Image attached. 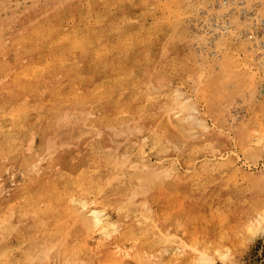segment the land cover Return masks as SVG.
<instances>
[{"label":"rangeland","instance_id":"1","mask_svg":"<svg viewBox=\"0 0 264 264\" xmlns=\"http://www.w3.org/2000/svg\"><path fill=\"white\" fill-rule=\"evenodd\" d=\"M150 1L0 0V124L5 131L0 132V264H137L133 257L139 251L146 262L176 264L163 250L153 254L147 249V237L164 234L192 247L229 249L231 259L225 264H264V226L255 232L248 228L256 213L254 201L264 200V8L258 0L249 5L243 0H170V10L152 14ZM63 11L65 36L60 44L42 52L12 47ZM147 51L152 53L149 58ZM38 67L73 86H134L129 87L132 94L142 89L144 102L137 100L133 106H146L147 121H126L124 109L116 114L106 104L107 119L99 123V116L87 120L72 110L49 114L45 123H38L33 102L27 98L21 105L13 101V91L3 90L23 69ZM176 91L189 99L187 108L174 103ZM130 94L124 103L132 99ZM14 119L21 127L12 124ZM63 152L68 166L77 167V184L96 180L97 171L123 175L113 167L115 162L130 159L138 165L128 194L143 197L129 201L125 213L114 202L96 205L104 209L101 217L108 219L107 228H118L113 239L85 246L80 227L62 214L63 207L48 211L45 205L34 227L13 217L15 190L28 182L35 166L43 167L45 157ZM83 159L87 163L81 165ZM230 159L234 170L216 174ZM168 167L174 173L163 184L147 177L154 169ZM63 168L60 164L56 170ZM187 176H195L192 185ZM119 186H108L106 195ZM86 193L77 194L76 201ZM134 203L138 211H150L151 223L142 227L123 219ZM72 205L79 208V201ZM116 245L128 257L115 256Z\"/></svg>","mask_w":264,"mask_h":264},{"label":"bare ground","instance_id":"2","mask_svg":"<svg viewBox=\"0 0 264 264\" xmlns=\"http://www.w3.org/2000/svg\"><path fill=\"white\" fill-rule=\"evenodd\" d=\"M231 1L233 2V0H231ZM248 1L250 2L251 0H246V1L243 0L242 3H244V4L246 2L248 3ZM53 2H55V1H53ZM150 2H151V8L155 10V11H151L152 14H156L160 10L168 11L171 8L170 6L172 5V2L170 0L167 2H163L162 0H151ZM225 2H228V0H226ZM257 3H259L261 8L264 7V0H258ZM248 5H249V3H248ZM220 9H222V8H220ZM60 13H58V14L56 13V15L50 16L49 18H47L42 25L37 26V28L34 30L33 33H28L24 36L19 37V39H17L18 41L12 47L16 48L18 46H21L23 51L26 53L28 51L38 52L40 50L42 52V51H44V48H46L50 44H56V45L60 44L63 41L64 36H65L64 35V29L65 28L64 27H65V23H66V21L64 23V18H65L64 13L65 12L63 11L62 14H60ZM45 15H47V14H45ZM247 15L249 16V14H246V16ZM36 16H38V15H36ZM40 19H41V17H40ZM42 19H43V17H42ZM171 36H173V35H171ZM147 46H149V45H147ZM161 46H160V48H161ZM135 47H136V45H135ZM70 49H72V48H70ZM176 51H178V50H176ZM14 53L15 52H13L12 55H14ZM151 54L148 52L147 54H145V56L147 58H149L151 56ZM160 54H161V52H160ZM250 57H251V59L255 58L253 56H250ZM27 58H29V57H27ZM63 58H64V56H63ZM12 59H14V57ZM37 63H39L38 60H37ZM71 63H72V61H71ZM62 64H64V63H62ZM59 66H60V64H59ZM32 69L33 68L23 69L22 71H20V73L13 76L12 83L9 82L11 84L8 86H4L3 90L13 91L14 92L13 101L17 102L21 105L23 104L24 100L27 98L31 102H33V106H32L31 111H38V115H39V116H37L38 123H45L48 120L47 116L49 114H50V116H53L54 114H56V112H63V111H69V110H72L71 112L74 111L79 116L83 117V119H85V118L90 119L91 117H98L99 116L95 120V123H99V122L105 121L107 119L105 117L106 114L105 115L103 114L104 105H106V104L111 105L116 114L119 113V111L121 109H124L128 113V119L126 121H130L133 123L136 120L139 121L140 120L139 117L144 118V119H141L142 121L143 120L147 121L146 115L143 116L144 113L147 114L146 106L144 104H142V105L139 104L136 107L133 106V102H135L137 100H141L142 102H144V100H143L144 92L142 89H140L136 93L132 94V91H134V90L129 88V87L133 88L134 86L119 87V86H113L112 85L113 87H106V86L99 85L102 83H98V85H94V86L87 85L86 83H82V85L73 86L72 84H67L68 83L67 81L65 82V84L60 82V79L57 77V75H54L53 74L54 72L51 73V71H47L48 68L46 69V67H38V68H36L38 70L35 69L34 71ZM91 72H92V70H91ZM140 73H142V72H140ZM13 74H11V75H13ZM140 75H142V74H140ZM68 77H70V76H68ZM129 79H131V78H129ZM117 82H118V80H117ZM137 88H139V87H137ZM128 92H131L129 97L132 99H129L128 102L124 103L123 98L126 96L125 94ZM167 99H168V97H167ZM170 99H172V98H170ZM174 99H175L174 103L177 101L180 103V106H183V107H184V105H186V103L188 104V102H189V99L187 97L183 96V93H180V91H176ZM146 101L147 100L145 99V104H146ZM171 101H173V100H171ZM31 102H30V104H31ZM162 103H164V102H162ZM24 104L27 105V103H24ZM189 105H191V107H193L192 103L191 104L189 103ZM162 106H164V105H162ZM167 106H168V104H167ZM187 106L188 105H186V108H187ZM167 108H165L166 111H167ZM173 108H177V107H173ZM168 109H170L169 111H174V109L171 110V106ZM153 115H155V114L153 113ZM153 115H151V116H153ZM5 117H6V115L3 116L2 119ZM150 120H148V121H150ZM162 120H163V118H162ZM83 121L84 120H82L81 122H83ZM113 122H116V121L113 120ZM12 124L15 127H21V121L19 119L12 120ZM159 124L156 126H159ZM0 132H5L4 126L2 124H0ZM31 141L32 140H30V142ZM181 142H182V140H181ZM263 143H264V140H263ZM134 157H136V156H134ZM129 161H130V159H129ZM129 161L121 163V164H117L116 162L113 163V167L115 168V170L116 171L122 170L124 172L123 175H121V174L119 175L115 171H112L113 173L109 174V175H107L104 172L97 171L94 173L96 180H94L90 183L84 182L82 184H77V182L75 181V179H76L75 173L77 171V167L68 166L69 165L68 164V158L66 157V154L64 152L62 154H59V155H54L52 158L45 157V162H44L43 167L37 168L35 166L34 172L31 173L30 176H28L29 177L28 182L26 184H24L18 190H15L14 195L12 196V199H11L12 203L14 205L13 210H12V215H13V217H15V219H18L19 221L29 220L32 224V227H34V226H37L38 223L43 218V216H44L43 207L45 205H46L45 209L47 208L48 211L58 210L61 207H63L62 208L63 209L62 214H64V215L68 214L70 217L69 219L72 222H74L78 227H80V230L83 233V237H84L83 244H85V246L87 244H89V242H91V241L94 242L95 245H99L100 242L101 243L107 242V241L113 239V237L119 232V230L117 227H115V225H111L110 229L107 228L109 226L108 219L103 220L104 218L102 219V217H101L104 213V209H99L96 205H99L100 202H102L103 204L114 202V204L120 205L118 210L121 212H124L125 210L128 209L125 206H127L129 201L132 202L133 200H135L136 197H143L140 193H139V195L138 194H131V195L128 194V191H129L128 182L130 181L131 183H133L135 181V178H134L135 174H133V173L138 170V165L132 164ZM86 163H87V159H83L81 165L86 164ZM60 164H63L64 168L60 171H57L56 168ZM233 167H234L233 160L230 159L227 162H225L224 165L222 164V166L218 167L216 174L218 173V175H221L224 172H227L228 169H230V168L232 170H234ZM213 168H215V167H213ZM173 169L174 168H169V167L167 169L157 168L151 172L149 171L150 173L147 174V177L151 178L152 183L159 181L163 184L167 178H169L173 175V173H174ZM208 170H209V168H208ZM150 175H152V176H150ZM155 175H157V176H155ZM124 177H125L126 181H124ZM194 177H192V178L188 177L189 178V179H187L188 184L192 185L195 182L196 178L193 179ZM222 177H223V175H222ZM140 178H142V177H140ZM140 178H138V179H140ZM209 180H210V178H209ZM112 184H117L120 186L116 190L111 192L110 194L106 195L108 186H111ZM143 184H145V182H143ZM89 188L91 189L90 191L88 190ZM85 191L87 193L85 194L84 198L76 201L77 194L78 195L81 193L84 194ZM90 195H92V197H89ZM184 195H185V198H187L186 194H184ZM187 196H188V194H187ZM195 198H197V197H195ZM198 200H199V197H198ZM78 201H79V208H76V206H74L72 204H73V202L77 203ZM205 202H207V201H205ZM134 204H133V207H131L132 209H130V211H129L130 213L128 212L126 218H123V219H125V221H127V222H130V220H135V222L137 224L141 225L142 227L148 225V223L150 222V219H151V217L148 216L149 215L148 213L150 211H138L137 209L139 206L137 204H135V205ZM93 205H95V206H93ZM91 206H93L92 209H90ZM142 206L145 208L146 203L142 204ZM224 206H225V204H224ZM254 207L253 208L255 209L256 213H255V216L253 217V220L251 221L252 226L251 227L247 226L249 228V230L252 232H255L254 230H256V229L260 230V228H262V226H264V200H262V201L255 200L254 201ZM211 209H213V208H211ZM70 214H72V216ZM245 218H247V217L245 216ZM127 229L129 231V233L133 232V230H134L132 224H129ZM150 229H151V227L149 228V230ZM241 230H242V228H241ZM158 233H159V231H158ZM132 235H134V234H132ZM142 235L144 237L147 236L146 233H144V231H143ZM159 236L160 237H157V238L147 237L150 241L147 245V249L149 251H151V253H153V254L155 252H158L159 250H163L165 252V254L171 255V260L175 261L176 264H217V262H221L222 264H225V263L229 262L231 259V252L229 249H226V248H217V249L214 248V250L212 249L213 251L207 247L205 249H202L203 247L202 248L200 247L201 248L200 249L197 246L192 247V246L186 245L181 239H176V236H168V234H164L163 237L165 239L163 237H161V235H159ZM21 237H23V236H20V238ZM118 247H119L118 245L114 246L116 251L113 254L115 256L121 257L123 259L128 257L129 254L127 252L121 250V248H119L120 250H117ZM187 250H190V252H189L190 257H185V252ZM46 256H47V254H46ZM133 260L136 261L137 264H158L157 263L158 261H156V260L151 261V262H148V261L146 262V260L141 255V251H139L138 254L134 255Z\"/></svg>","mask_w":264,"mask_h":264},{"label":"built area","instance_id":"3","mask_svg":"<svg viewBox=\"0 0 264 264\" xmlns=\"http://www.w3.org/2000/svg\"><path fill=\"white\" fill-rule=\"evenodd\" d=\"M264 8V7H263ZM263 25H264V23H263Z\"/></svg>","mask_w":264,"mask_h":264}]
</instances>
